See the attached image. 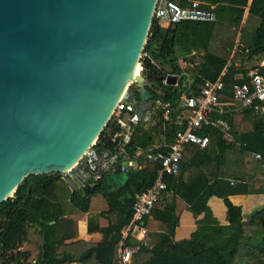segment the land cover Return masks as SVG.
<instances>
[{"label": "trees", "instance_id": "obj_1", "mask_svg": "<svg viewBox=\"0 0 264 264\" xmlns=\"http://www.w3.org/2000/svg\"><path fill=\"white\" fill-rule=\"evenodd\" d=\"M191 1H198L201 9L213 12L216 22L181 21L166 27L153 22L144 51L156 65L148 59L141 60L149 82L157 85L151 90V101L177 104L182 95L198 94L206 84L220 79L223 89L218 92L219 102L223 109H232L233 85L247 82L248 72L255 69L264 78V67L257 66L264 55V0H251L248 15L257 18L259 25L254 33H241L231 62L249 0H177V3L186 7ZM190 57L193 59L190 68L195 75L192 83L187 68L181 69L179 65ZM167 76H175L176 84L167 85L160 80ZM134 95L139 100L135 91ZM223 118L231 126L238 145L226 142L218 131L208 129L202 135H209L218 155L212 156L210 147L186 148L179 174L165 179L167 189L161 201L155 204L151 220L143 221V227L156 238L155 243L136 244L130 238L124 242V246L137 248L130 264H264V209L244 220L241 207L229 199L258 194L264 186V163L250 159L255 153L264 157V117L253 110H240ZM153 119L155 125L150 127L141 122L122 126L113 117L98 141L129 155L155 146V138L170 143L176 129L163 126L159 110ZM228 152L236 156H226ZM157 170L148 166L114 192L101 194L99 186L91 190L103 196L108 213L115 217L114 223L101 229L106 235V241L101 244H60L73 238V230L62 227L60 222L66 216L87 213L90 196L85 192H68L58 174L29 176L13 198L0 204V264H118L121 232L131 222L134 197L154 183ZM212 197L222 200L227 225H220L213 217L208 207ZM180 203L196 218L201 215L203 218L196 221L197 228L189 239L174 242ZM67 223L69 227L72 225ZM87 230L92 232L99 227L89 223ZM29 231L42 238L34 262L29 261L27 253L17 251L27 240Z\"/></svg>", "mask_w": 264, "mask_h": 264}, {"label": "water", "instance_id": "obj_2", "mask_svg": "<svg viewBox=\"0 0 264 264\" xmlns=\"http://www.w3.org/2000/svg\"><path fill=\"white\" fill-rule=\"evenodd\" d=\"M157 1L0 0V204L29 176L69 170L99 139L140 66ZM133 83L140 101L153 99L141 67Z\"/></svg>", "mask_w": 264, "mask_h": 264}, {"label": "built area", "instance_id": "obj_3", "mask_svg": "<svg viewBox=\"0 0 264 264\" xmlns=\"http://www.w3.org/2000/svg\"><path fill=\"white\" fill-rule=\"evenodd\" d=\"M202 4L191 1L186 7H181L177 0H158L153 13V22L160 26L177 24L181 21H200L215 23L213 12L200 8ZM155 61L143 51L140 59ZM143 70V69H142ZM134 83L130 84L117 104L113 115L115 121L124 125L143 123L146 127L155 125L153 119L157 110L160 111L163 126L176 129L170 143L150 146L137 150L129 155L123 151H114L104 146L98 140L84 153L77 163L59 173V179L70 193L86 192L91 187L100 185L103 179L111 174L137 173L148 166L158 168L154 183L144 192L136 194L131 207L132 219L125 227V237L130 235L138 243L146 245L149 242L148 233L143 227V221L152 215L155 204L159 203L163 192L167 189L165 179L175 178L180 172V162L188 146H196L200 150L209 147V135H202L208 129L218 131L228 143H235L231 126L223 118L236 110H253L255 114L264 117V78L257 69L248 73V80L243 84L232 86L231 92L237 109H223L219 102L218 92L223 89L220 79L213 84H206L198 94L182 95L177 104L159 101L142 102L134 96ZM251 160L263 162L261 154H251ZM137 248H127L119 243L117 251L118 264H130ZM80 264V263H74Z\"/></svg>", "mask_w": 264, "mask_h": 264}, {"label": "crops", "instance_id": "obj_4", "mask_svg": "<svg viewBox=\"0 0 264 264\" xmlns=\"http://www.w3.org/2000/svg\"><path fill=\"white\" fill-rule=\"evenodd\" d=\"M250 2H251V0H249L248 6L245 8L243 19H242L241 25L239 27L238 35L236 38V43H235V46H234V49L232 51V55L230 58V62L232 61L234 54L236 52L237 46L239 44L241 33L243 31H246L247 33L250 34L252 32V30H254V29L256 30V28L258 27L257 26L255 28H252L254 26V23H256V22L251 18V16L248 15V8L250 5ZM162 27H166V26H162ZM252 33H254V32H252ZM192 61H193V59H192V57H190L188 59V61H186V62L183 60H181L179 62L181 69L187 68V70H188V76L187 77H188L189 83H192V80L194 79V76H195L194 71L192 70V68H190V64H192ZM245 65H246V63H245ZM239 66H240V64H236V67H239ZM257 66L260 68L264 67V58H261V60L257 64ZM247 76H248V74H247ZM234 108L237 109L238 105L235 104L232 109H234ZM239 112H240L239 109L235 111V113H239ZM233 140H234V138H233ZM234 142H235V140H234ZM154 144L156 147L161 145L162 139L155 138ZM236 144L238 145V143H236ZM209 147H210L209 152L212 156H216L219 154V152L217 150V146L215 144H210ZM226 156H236V155L234 154V152L233 153L228 152V153H226ZM119 175H121V176H120V180L118 181L115 178L118 177ZM107 180H110V181H107ZM127 180L128 179L126 178L125 174H120L118 172L111 173V174L107 175L106 181H105V186L106 187L109 186V189L106 188V190H108L107 192L109 193V192L116 191L120 186L124 185ZM93 188L94 187H91L90 191ZM100 193L106 194V193H103L101 191H100ZM93 194L94 193L92 192V194L86 195V196H90V204H91V197ZM102 198H103V196H102ZM234 198L246 199V201H247L246 206L243 207L244 209H242V207H241L243 218H244V220H246L245 216H244L245 211H246L247 218H248L249 216L254 214L256 208H260V206L264 205V186L262 187L260 193H258V194H252V195H246V196L245 195H236V196L229 197L230 201H232V199H234ZM103 200L105 201L104 198H103ZM216 201H218V204H220V203L223 204L221 199H218L216 197H212L208 201V207L210 208L213 217L218 221V223L220 225H223V226L227 225L225 218H223V221H221L222 219H218L216 214H215L213 206L215 208H217L218 204ZM90 204H89V208H88L87 213H85V214L79 213V214H75V215L66 216V217H64V220L60 222V225H62V227H67V228H70L71 230H73V238L66 240V241H63L60 244L66 245V244L77 243V242H85L88 244H101V243H104L106 241V235L101 231V229L107 227L109 223H114L115 217L112 213H108V207H107L106 201H105V208L102 207L101 210L97 211L96 214L93 216L89 215L90 214V211H89L90 210ZM178 211H179L178 212L179 213V222H178V227L176 228V231H175V235H174V239H173L174 242H179L182 240L189 239L191 234L197 228L196 221L201 220L203 218V215L196 218L190 211L187 210V207L184 205V203L179 204ZM225 211H226V209H225ZM151 218L152 217H150L149 220H151ZM67 222H71L72 225L69 227L70 224H68ZM89 223L92 227L98 226L99 230L89 232L87 230ZM124 229L121 232V240L119 243H123V245H124V242L128 238H130L131 240H133L137 244L138 240L133 238L132 236L128 235L125 237ZM146 231H147V229H146ZM147 233H148V238H149L150 244L155 243L156 238L151 236V233H149V231H147ZM31 235L33 237H35L36 240L35 241L30 240L29 242L26 240L25 242L21 243V246L17 249V251L22 252V253H27L29 255V261L34 262L36 257L39 254V247L41 245L42 238L34 231H31ZM29 236L30 235L28 234L27 239H29ZM125 247L136 248V247H129V246H125Z\"/></svg>", "mask_w": 264, "mask_h": 264}, {"label": "rangeland", "instance_id": "obj_5", "mask_svg": "<svg viewBox=\"0 0 264 264\" xmlns=\"http://www.w3.org/2000/svg\"><path fill=\"white\" fill-rule=\"evenodd\" d=\"M251 18L256 22V23H254V26L252 28L257 27L258 24H259V20L257 18H255V17H251ZM254 31H255V29L252 30V32H254ZM261 58H264V55ZM112 119H113V117H112ZM248 120H250V119H248ZM120 176L121 175H119L115 179L119 181L120 180ZM107 181H110V180H107ZM216 202L218 204V201H216ZM231 202L233 204L237 205V206L242 207V209H244L243 207L246 206V204H247L246 199H242V198H234V199H232ZM102 207L105 208V201L103 200L102 196L99 193L93 194L92 197H91V204H90V210H89L90 214L89 215H91V216L95 215L96 212L101 210ZM213 208H214V211H215V214H216L217 218L218 219H222L221 221H223V218H225L226 222H227L226 211H225L224 205L220 203V204H218L217 208H215L214 206H213ZM263 209H264V205L260 206V208H256L254 213L259 212V211H261ZM244 216H245V219H246L247 218L246 211H245ZM28 234L30 235L29 239H27L28 242L30 240H33V241L36 240V238L31 235V231H29Z\"/></svg>", "mask_w": 264, "mask_h": 264}, {"label": "bare ground", "instance_id": "obj_6", "mask_svg": "<svg viewBox=\"0 0 264 264\" xmlns=\"http://www.w3.org/2000/svg\"><path fill=\"white\" fill-rule=\"evenodd\" d=\"M138 80H140V66L137 64L128 79L125 89L134 81Z\"/></svg>", "mask_w": 264, "mask_h": 264}]
</instances>
